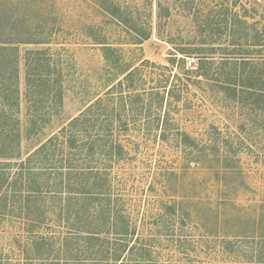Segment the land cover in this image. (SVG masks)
<instances>
[{"label": "rangeland", "instance_id": "rangeland-1", "mask_svg": "<svg viewBox=\"0 0 264 264\" xmlns=\"http://www.w3.org/2000/svg\"><path fill=\"white\" fill-rule=\"evenodd\" d=\"M8 41L20 141L0 155L24 159L111 89L117 111L107 119L125 154L111 163V199L133 239L162 264H264V98L218 68L201 70L216 80L206 85L187 73L203 56L264 59V0H0V42ZM10 54L0 53L3 112ZM133 69L138 97L119 86ZM244 73L264 89V66ZM156 90L158 109L148 97ZM142 95L151 103L143 113ZM156 115L171 118L165 138L160 124L149 125ZM14 208L0 215V264H39L26 260L37 257L33 236ZM47 216L50 228L34 231L60 242L61 224ZM167 218L176 220L171 230L162 228Z\"/></svg>", "mask_w": 264, "mask_h": 264}, {"label": "trees", "instance_id": "trees-1", "mask_svg": "<svg viewBox=\"0 0 264 264\" xmlns=\"http://www.w3.org/2000/svg\"><path fill=\"white\" fill-rule=\"evenodd\" d=\"M13 48L12 41L0 42V53H11L9 57L3 58L4 62L7 61L6 65L5 63L2 65L9 72L3 75L4 81L1 84L4 86L3 98L7 110L0 111V150L4 145L12 150L14 147L18 150L20 141V121L14 116L13 111L19 110L16 101L18 74L14 66ZM254 61L247 58L212 59L203 56L199 58L197 72L187 73L195 74L194 83L206 85L216 80L201 70L208 67V70L215 71L218 68L226 77L233 75V78H241L243 82H248L246 85L251 86L250 90L264 98V89L262 87L259 89L260 85H257L259 83H256L258 86L256 88L255 83L250 82L252 78L244 73L246 67L264 66V59ZM138 72V69L127 72L124 83H119L120 87L127 88L129 96L138 97L135 95L137 89L134 85V77ZM12 77L13 83L11 82L10 86L9 81ZM226 82L230 83L220 81V86ZM7 86H13L14 89L8 91ZM143 92L144 89L142 94ZM111 97L112 92L109 89L104 98L91 103L24 159L19 153L16 156L0 155V215L12 213L14 207L18 206L19 212L22 210L26 216L24 219L30 224L28 226L31 230L28 232L33 236L31 242L35 245L37 256L26 260H37L39 264H124L126 258H129L135 264H162L153 256L151 245H145L138 237L133 239L134 230L130 227L123 209H116L113 206L111 163L124 159L125 154L124 148L115 143L113 132L110 130L112 122L107 119L114 116L117 111ZM144 97L145 95H142V103L139 104L142 106H137V110L142 113L147 107L148 111L151 110V103L145 105ZM148 97L150 101L156 100L157 109L161 108L163 95L156 90ZM8 99L13 102L9 103ZM124 101V97H120L118 101L122 112L125 110ZM100 110L104 114L99 113ZM169 117L168 115L161 118L160 115H156L153 118L154 123H149L151 127L158 124L162 126L164 133L160 138H165L171 121ZM102 162H105V167H102ZM52 186L55 187L54 191L51 190ZM115 202L122 201L116 199ZM176 209L169 207L168 212L175 214ZM48 213L55 215V222L61 224V231L58 239L56 238L60 242L34 231L42 226L50 228V225H47L51 221ZM31 214L35 215L33 220L30 219ZM175 221L167 218L162 228L171 230ZM184 224L182 221V226Z\"/></svg>", "mask_w": 264, "mask_h": 264}]
</instances>
